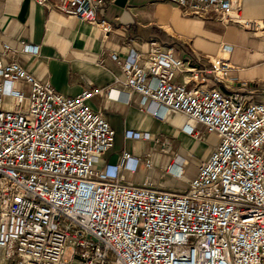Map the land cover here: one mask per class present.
Returning a JSON list of instances; mask_svg holds the SVG:
<instances>
[{"label":"built area","instance_id":"obj_1","mask_svg":"<svg viewBox=\"0 0 264 264\" xmlns=\"http://www.w3.org/2000/svg\"><path fill=\"white\" fill-rule=\"evenodd\" d=\"M31 1L93 24L105 37L113 30L112 23L97 19L105 0ZM170 2L186 17L212 16L252 35L264 29V20L242 16L244 0ZM230 50L223 46L219 56L181 61L172 46L161 49L153 41L145 55H109L121 69V84L139 95L141 111L159 120L180 113L202 128L186 125L189 135L218 139L188 187L166 192L148 182L134 186L118 180L119 169L135 172L138 164L127 152L116 166L96 170L115 132L90 108L94 91L71 98L58 94L15 60L5 61L17 51L3 45L2 264H264V101L249 100L248 84L246 93L225 92L233 69ZM21 52L35 53L36 47L23 44ZM176 71L187 73L192 86L175 84ZM125 137L147 135L126 131ZM144 164L153 167L148 157ZM167 170L182 175L176 163Z\"/></svg>","mask_w":264,"mask_h":264},{"label":"crops","instance_id":"obj_2","mask_svg":"<svg viewBox=\"0 0 264 264\" xmlns=\"http://www.w3.org/2000/svg\"><path fill=\"white\" fill-rule=\"evenodd\" d=\"M242 16L263 21L264 0H244ZM97 19L112 23L113 30L106 37L93 24L31 0H0V53L3 45L17 51L5 61L15 60L36 80L48 82L64 97H75L88 89L94 91L88 102L90 108L102 114L115 132L113 146L98 159L96 170L116 166L127 152L138 164L135 172L117 171L121 183L142 186L148 182L156 190L181 192L194 179L186 177L190 161L197 159L200 165L218 139L209 135L214 138L211 145L206 134L199 139L189 135L186 125L198 131L202 128L180 113L169 112L164 120H159L141 111L139 95L121 84V69L111 60L110 53H117L120 59L131 51L145 55L155 41L161 49L172 46L173 56L183 61L194 55L216 57L221 55L223 46L230 47L228 57L233 69L225 92L246 93L248 84L252 86L249 100L259 103L264 101V29L252 35L212 16L186 17L170 0H105ZM23 44L35 46L36 52H21ZM188 78L187 73L176 71L173 82L191 87ZM207 86L212 87L213 83L208 81ZM110 90L119 93L113 97L108 94ZM124 93L127 101L123 100ZM126 131L147 137L128 139ZM147 157L153 165L151 169L144 164ZM174 163L182 169L179 178L167 170Z\"/></svg>","mask_w":264,"mask_h":264},{"label":"rangeland","instance_id":"obj_3","mask_svg":"<svg viewBox=\"0 0 264 264\" xmlns=\"http://www.w3.org/2000/svg\"><path fill=\"white\" fill-rule=\"evenodd\" d=\"M28 92H29V89H28V87H26L24 89V93L27 95ZM9 102L10 101L7 100V104ZM207 139H208V143L212 145L213 144V141H214V138L208 135L207 136ZM198 165H199V160L193 159V160L190 161V164L186 168V177L187 178H192L193 179L195 177V175L197 173ZM183 187H184V185H179V188H183ZM68 257H69V254L67 253L66 254V258H68ZM2 263L3 262H2V259H1V256H0V264H2Z\"/></svg>","mask_w":264,"mask_h":264}]
</instances>
